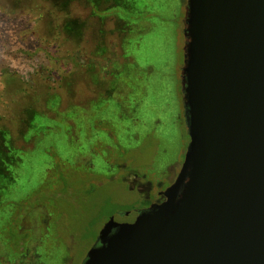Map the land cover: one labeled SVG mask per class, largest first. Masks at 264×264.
<instances>
[{
  "label": "rangeland",
  "instance_id": "1",
  "mask_svg": "<svg viewBox=\"0 0 264 264\" xmlns=\"http://www.w3.org/2000/svg\"><path fill=\"white\" fill-rule=\"evenodd\" d=\"M186 14L187 0H0V264L25 249L83 264L110 216L174 180Z\"/></svg>",
  "mask_w": 264,
  "mask_h": 264
},
{
  "label": "water",
  "instance_id": "2",
  "mask_svg": "<svg viewBox=\"0 0 264 264\" xmlns=\"http://www.w3.org/2000/svg\"><path fill=\"white\" fill-rule=\"evenodd\" d=\"M189 142L155 211L110 216L83 264H264V0H187Z\"/></svg>",
  "mask_w": 264,
  "mask_h": 264
},
{
  "label": "flooded vegetation",
  "instance_id": "3",
  "mask_svg": "<svg viewBox=\"0 0 264 264\" xmlns=\"http://www.w3.org/2000/svg\"><path fill=\"white\" fill-rule=\"evenodd\" d=\"M94 3V1H93ZM92 8H94L95 6L94 5H91ZM93 10V9H92ZM93 12V11H92ZM187 40V38H185ZM187 43V41H186ZM183 103H184V99H183ZM184 111H185V108H184ZM187 148V147H186ZM186 148H185V151H184V155H185V152H186ZM184 158V157H183ZM183 162V161H182ZM182 164V163H181ZM181 164H180V168H181ZM180 170V169H179ZM179 172V171H178ZM178 174V173H177ZM176 174V176H177ZM176 176L174 178V180L171 182V183H167L163 188L162 190H159L155 197H154V200H150V197H147V199L145 200H142L143 202L146 203L145 207H142L139 208L140 210L144 211V212H147V211H155L157 210V208L159 206H161L165 201H166V198L165 196L163 195V193L165 192V190L173 184V182L175 181L176 179ZM162 186V185H161ZM19 252V251H17ZM17 257H18V260H19V263L20 264H30L29 261H26L27 258H30L32 257V264H41V261L39 260L40 258V255H37L36 252H34V254L31 256L29 254V249H25L23 253H19V254H16ZM5 258V257H3ZM7 258V257H6ZM1 263V262H0Z\"/></svg>",
  "mask_w": 264,
  "mask_h": 264
},
{
  "label": "trees",
  "instance_id": "4",
  "mask_svg": "<svg viewBox=\"0 0 264 264\" xmlns=\"http://www.w3.org/2000/svg\"><path fill=\"white\" fill-rule=\"evenodd\" d=\"M68 1H72V0H68ZM22 249V248H21ZM20 252H18L17 254H19Z\"/></svg>",
  "mask_w": 264,
  "mask_h": 264
}]
</instances>
